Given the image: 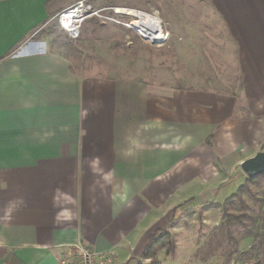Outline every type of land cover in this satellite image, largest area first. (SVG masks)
Returning a JSON list of instances; mask_svg holds the SVG:
<instances>
[{
  "label": "crops",
  "instance_id": "0c3cea01",
  "mask_svg": "<svg viewBox=\"0 0 264 264\" xmlns=\"http://www.w3.org/2000/svg\"><path fill=\"white\" fill-rule=\"evenodd\" d=\"M76 1L0 0V264H56L78 244L125 264L264 150V0L183 4L178 45L216 48L192 72L229 64L230 89L73 69L49 27Z\"/></svg>",
  "mask_w": 264,
  "mask_h": 264
},
{
  "label": "rangeland",
  "instance_id": "374dc122",
  "mask_svg": "<svg viewBox=\"0 0 264 264\" xmlns=\"http://www.w3.org/2000/svg\"><path fill=\"white\" fill-rule=\"evenodd\" d=\"M88 2L94 8H103L104 17L87 19L78 39H71L56 23L49 27L56 49L69 58L73 69L96 68L104 74L139 80L162 79L171 85L181 82L178 76L192 74L201 77L200 83L212 87L230 89L240 85L241 80L228 70L229 64L197 60L196 70L192 72V55L202 53L208 58L209 51L214 52L216 48L178 45L181 32L175 27L182 19L185 0ZM116 9L159 14L164 20L163 28H171H168V37L148 44L130 26L134 18ZM242 174V181L237 175L233 177L234 189L221 202L175 209L167 223L155 232L148 252L125 264H264V173L251 178ZM110 255L114 264L116 257Z\"/></svg>",
  "mask_w": 264,
  "mask_h": 264
},
{
  "label": "built area",
  "instance_id": "2783aa9c",
  "mask_svg": "<svg viewBox=\"0 0 264 264\" xmlns=\"http://www.w3.org/2000/svg\"><path fill=\"white\" fill-rule=\"evenodd\" d=\"M102 11L103 8H94L90 4V2H88V0H77L70 6L59 11L54 16V19L57 26L61 30L66 32L71 39L76 40L80 36V31L84 22L93 16L101 18L104 17ZM146 14L156 20L160 28L159 35L155 39V41H165L168 37V32L164 30L162 20L154 13ZM130 26L134 28L132 26V21L130 22ZM134 30L140 36L139 32L135 28ZM153 42H149L148 44H153ZM111 262L112 257L110 254L96 252L86 246L78 244L73 245L72 247L68 248L65 252H63L57 260L56 264H111Z\"/></svg>",
  "mask_w": 264,
  "mask_h": 264
},
{
  "label": "bare ground",
  "instance_id": "6f19581e",
  "mask_svg": "<svg viewBox=\"0 0 264 264\" xmlns=\"http://www.w3.org/2000/svg\"><path fill=\"white\" fill-rule=\"evenodd\" d=\"M125 11L128 15L132 16L134 20H132V24L140 29L141 31L145 32L148 36H144L140 31H138L135 27V29L139 32L140 36L143 38H146L149 42L155 41V39L158 37L160 28L158 26V23L156 20H154L151 16L144 12H139L134 9H117V12Z\"/></svg>",
  "mask_w": 264,
  "mask_h": 264
},
{
  "label": "water",
  "instance_id": "95a60500",
  "mask_svg": "<svg viewBox=\"0 0 264 264\" xmlns=\"http://www.w3.org/2000/svg\"><path fill=\"white\" fill-rule=\"evenodd\" d=\"M159 42H153V44ZM240 168L246 177H254L264 173V150L258 151L254 156L243 160Z\"/></svg>",
  "mask_w": 264,
  "mask_h": 264
},
{
  "label": "trees",
  "instance_id": "16d2710c",
  "mask_svg": "<svg viewBox=\"0 0 264 264\" xmlns=\"http://www.w3.org/2000/svg\"><path fill=\"white\" fill-rule=\"evenodd\" d=\"M156 231H158V229L154 230V232H152L151 234H149V236H148L149 243L152 242V240H153V238H154V234H155ZM148 248H149V247L147 246V248H146V250H145L144 253H147V252H148ZM144 253H143V254H144Z\"/></svg>",
  "mask_w": 264,
  "mask_h": 264
}]
</instances>
